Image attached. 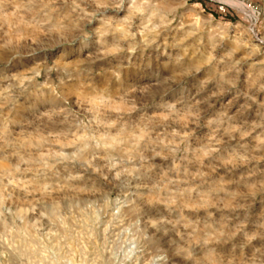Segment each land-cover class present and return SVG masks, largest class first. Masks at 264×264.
<instances>
[{
  "label": "rangeland",
  "instance_id": "374dc122",
  "mask_svg": "<svg viewBox=\"0 0 264 264\" xmlns=\"http://www.w3.org/2000/svg\"><path fill=\"white\" fill-rule=\"evenodd\" d=\"M0 264H264V0H0Z\"/></svg>",
  "mask_w": 264,
  "mask_h": 264
}]
</instances>
